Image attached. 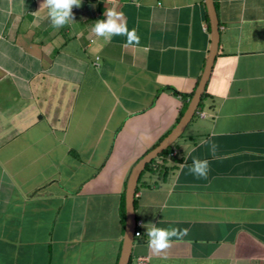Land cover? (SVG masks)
Here are the masks:
<instances>
[{"label": "crops", "instance_id": "1", "mask_svg": "<svg viewBox=\"0 0 264 264\" xmlns=\"http://www.w3.org/2000/svg\"><path fill=\"white\" fill-rule=\"evenodd\" d=\"M42 3L0 0V264H117L131 168L173 128L209 55L206 5L81 0L57 29ZM213 4L205 97L174 155L138 177L130 261L264 264V0ZM111 8L139 46L92 32ZM194 158L207 178L189 173ZM152 224L188 234L154 255Z\"/></svg>", "mask_w": 264, "mask_h": 264}, {"label": "clouds", "instance_id": "2", "mask_svg": "<svg viewBox=\"0 0 264 264\" xmlns=\"http://www.w3.org/2000/svg\"><path fill=\"white\" fill-rule=\"evenodd\" d=\"M81 0H43L40 8H47V15L50 18L54 28H61L73 18V7H80ZM106 19L98 20L92 29L96 37H102L105 41L110 42L113 36H125L126 43L124 47L139 46L140 37L137 35L135 28L129 30L127 21L123 12L116 11L114 8L104 12ZM215 145L212 146V152L215 153ZM209 172V161L194 158L192 165L189 166V173L196 178H207ZM147 228V246L151 253L159 255L166 252L171 247L173 237H182L188 234L187 229L177 228H160L154 224Z\"/></svg>", "mask_w": 264, "mask_h": 264}, {"label": "water", "instance_id": "3", "mask_svg": "<svg viewBox=\"0 0 264 264\" xmlns=\"http://www.w3.org/2000/svg\"><path fill=\"white\" fill-rule=\"evenodd\" d=\"M204 2L206 5L211 35L209 55L207 57L203 72L199 78L197 86L194 89L193 95L190 97L187 106L178 122L154 148H152L140 159H138V161L131 168L124 191V233L117 264H128L130 260L131 246L134 238L133 233L136 222L133 201L138 177L147 163L156 158L164 149L172 145L183 133L186 126L193 118L195 111L197 110L201 95L205 88L206 81L211 71V66L217 51L219 27L213 0H204Z\"/></svg>", "mask_w": 264, "mask_h": 264}, {"label": "trees", "instance_id": "4", "mask_svg": "<svg viewBox=\"0 0 264 264\" xmlns=\"http://www.w3.org/2000/svg\"><path fill=\"white\" fill-rule=\"evenodd\" d=\"M195 89V88H194ZM194 89L190 92V93H188V94H183L182 95V97H183V99L185 100L184 101V104H183V107H182V109L180 110V112H179V115H178V117H177V119H176V121H175V124L178 122V120H179V118L181 117V115H182V113L184 112V110H185V108H186V105H187V101H188V99H190V97L193 95V92H194ZM204 97H205V92H203L202 93V95H201V99H200V102H199V104H198V107H197V110L202 106V102H203V99H204ZM195 116V113H194V115H193V117ZM168 133V132H167ZM167 133L165 134V135H163L149 150H151L152 148H154L166 135H167ZM175 146V142L172 144V145H170L169 147H167L166 149H164L159 155H158V157L159 156H162V157H166L168 154H169V152H171V150L173 149V147ZM154 161V159H152L149 163H147L146 165H145V167H144V170H146V169H148L149 167H150V164L152 163ZM144 170H143V172H144ZM143 172H141V174L143 173ZM133 205H134V202H133ZM121 212H122V221L124 220V208L122 207V209H121ZM130 261V260H129Z\"/></svg>", "mask_w": 264, "mask_h": 264}, {"label": "built area", "instance_id": "5", "mask_svg": "<svg viewBox=\"0 0 264 264\" xmlns=\"http://www.w3.org/2000/svg\"><path fill=\"white\" fill-rule=\"evenodd\" d=\"M94 65H97V57L95 59V61L93 62ZM198 115H202L203 113H199L197 112ZM169 156H173L174 152H170L168 154ZM142 225V222L140 220H136L135 222V229H134V236H140L141 235V231H140V227ZM128 264H149V260L147 256H137L135 257L132 261H129Z\"/></svg>", "mask_w": 264, "mask_h": 264}]
</instances>
